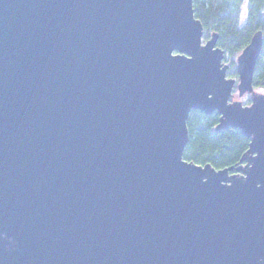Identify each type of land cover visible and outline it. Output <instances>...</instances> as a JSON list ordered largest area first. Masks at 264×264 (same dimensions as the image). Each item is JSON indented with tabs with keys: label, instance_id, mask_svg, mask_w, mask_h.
Here are the masks:
<instances>
[{
	"label": "water",
	"instance_id": "water-1",
	"mask_svg": "<svg viewBox=\"0 0 264 264\" xmlns=\"http://www.w3.org/2000/svg\"><path fill=\"white\" fill-rule=\"evenodd\" d=\"M216 41L192 0H0V264H264L263 36L237 79ZM193 109L237 165L183 159Z\"/></svg>",
	"mask_w": 264,
	"mask_h": 264
},
{
	"label": "trees",
	"instance_id": "trees-1",
	"mask_svg": "<svg viewBox=\"0 0 264 264\" xmlns=\"http://www.w3.org/2000/svg\"><path fill=\"white\" fill-rule=\"evenodd\" d=\"M194 16L203 26V38L217 34L216 45L223 49L227 76L237 77L236 57L260 30L263 45L257 59L252 86L264 91V0H192ZM235 90H233L234 92ZM250 103L249 95L242 100ZM219 115L190 110L186 120L188 140L183 159L198 165L210 164L215 169L237 165L248 148L249 137L237 128L216 129Z\"/></svg>",
	"mask_w": 264,
	"mask_h": 264
},
{
	"label": "rangeland",
	"instance_id": "rangeland-1",
	"mask_svg": "<svg viewBox=\"0 0 264 264\" xmlns=\"http://www.w3.org/2000/svg\"><path fill=\"white\" fill-rule=\"evenodd\" d=\"M206 38H204V40H205ZM235 91L233 92V96H232V98L231 99H238V100H243V98L246 96V95H249V93H247V94H245V95H243V96H241V97H239L238 96V94H237V91H236V89H234ZM259 92H262V93H264V91H262V90H258ZM250 96V95H249ZM243 103V102H242Z\"/></svg>",
	"mask_w": 264,
	"mask_h": 264
},
{
	"label": "bare ground",
	"instance_id": "bare-ground-1",
	"mask_svg": "<svg viewBox=\"0 0 264 264\" xmlns=\"http://www.w3.org/2000/svg\"><path fill=\"white\" fill-rule=\"evenodd\" d=\"M234 78H236V79H237V77H234Z\"/></svg>",
	"mask_w": 264,
	"mask_h": 264
}]
</instances>
